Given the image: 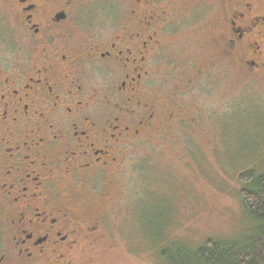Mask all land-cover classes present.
I'll list each match as a JSON object with an SVG mask.
<instances>
[{"label":"flooded vegetation","instance_id":"1","mask_svg":"<svg viewBox=\"0 0 264 264\" xmlns=\"http://www.w3.org/2000/svg\"><path fill=\"white\" fill-rule=\"evenodd\" d=\"M125 2L0 0V264H77L129 239L116 215L143 199L127 190L138 150L189 147L210 111L196 80L216 68L264 75V0Z\"/></svg>","mask_w":264,"mask_h":264},{"label":"rangeland","instance_id":"2","mask_svg":"<svg viewBox=\"0 0 264 264\" xmlns=\"http://www.w3.org/2000/svg\"><path fill=\"white\" fill-rule=\"evenodd\" d=\"M125 1L82 0L88 14H109L112 4L123 12ZM216 10L204 26L214 27ZM199 28L189 51L197 57L210 47ZM225 67L227 72L216 68L211 80H196L206 85L201 109L210 111L191 128L188 148L155 138L136 153L127 190L143 193V199L132 202L135 212L116 215L129 239L96 242L94 260L78 258L77 264H161L160 252L177 240L195 248L208 238L238 239L252 227L238 177L247 169L264 172V75L245 78L230 62ZM172 82L164 80L167 86Z\"/></svg>","mask_w":264,"mask_h":264},{"label":"trees","instance_id":"3","mask_svg":"<svg viewBox=\"0 0 264 264\" xmlns=\"http://www.w3.org/2000/svg\"><path fill=\"white\" fill-rule=\"evenodd\" d=\"M238 179L241 206L252 227L238 239L208 238L195 248L177 240L160 252L161 264H264V172L247 169Z\"/></svg>","mask_w":264,"mask_h":264}]
</instances>
